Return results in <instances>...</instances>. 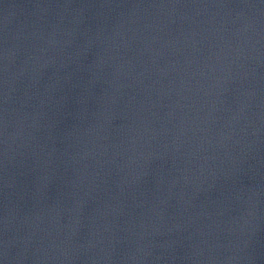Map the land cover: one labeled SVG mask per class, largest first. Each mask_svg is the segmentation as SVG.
Wrapping results in <instances>:
<instances>
[{
  "label": "water",
  "instance_id": "95a60500",
  "mask_svg": "<svg viewBox=\"0 0 264 264\" xmlns=\"http://www.w3.org/2000/svg\"><path fill=\"white\" fill-rule=\"evenodd\" d=\"M67 264H181L158 169L146 88L108 184Z\"/></svg>",
  "mask_w": 264,
  "mask_h": 264
}]
</instances>
